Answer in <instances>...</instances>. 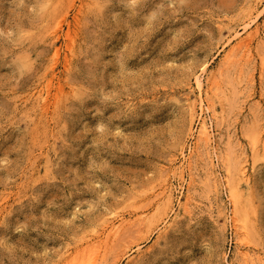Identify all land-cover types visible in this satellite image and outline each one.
Here are the masks:
<instances>
[{"label": "rangeland", "instance_id": "obj_1", "mask_svg": "<svg viewBox=\"0 0 264 264\" xmlns=\"http://www.w3.org/2000/svg\"><path fill=\"white\" fill-rule=\"evenodd\" d=\"M248 23L249 57L223 64ZM263 57L264 0H0V264H240L223 178L241 166L264 264ZM200 116L214 168L204 142L190 155Z\"/></svg>", "mask_w": 264, "mask_h": 264}, {"label": "bare ground", "instance_id": "obj_2", "mask_svg": "<svg viewBox=\"0 0 264 264\" xmlns=\"http://www.w3.org/2000/svg\"><path fill=\"white\" fill-rule=\"evenodd\" d=\"M253 3V2H252ZM252 3L250 5V7H252ZM256 4V2H255ZM59 21L56 24V27L54 28L53 32L54 34L57 33L58 27L59 25ZM250 24L248 23L247 25H245L244 27L240 28V32L239 31H234V33H232L230 35L231 40H235L236 43L234 45H232L230 47V49L228 50V52L225 54L224 58H223V64L225 62H228L230 64V58L232 59V55L234 53V51H238V50H242L243 49V55L242 56H246L249 57L250 55V48H249V44L248 42L250 40L249 37L252 34L248 33V29L250 28ZM230 32V31H229ZM241 34H245L244 37H241ZM255 35V34H254ZM69 47L71 45H68ZM54 54H58V49H55ZM243 57V58H244ZM238 59H240L239 57H237ZM234 59V58H233ZM243 60V59H240ZM234 61V60H233ZM232 61V62H233ZM245 61V59H244ZM231 62V63H232ZM237 62V61H236ZM68 60L66 59V65H68ZM264 67V57L262 59V64ZM218 76H216L215 74H212V77H209V79H207L206 83L203 81H196V88L198 89V104L199 107L201 109L202 114L205 113L206 111L211 112V118L212 119H217L220 118L222 116V113L217 112L216 110V106H215V99L213 98V89H218L219 87V82L216 80V78ZM220 81V80H219ZM50 84L51 82L48 81L43 88L39 91V95H38V102L40 103L41 108L44 109V111H47V109L49 108V94H50ZM207 86V89L203 90V85ZM205 88V87H204ZM212 91V92H211ZM204 93L205 98L202 97V94ZM211 93V95H209ZM209 102L208 104L210 105H206L205 102ZM205 104V106H204ZM212 122H208L207 118L204 116H200L199 117V122H198V130H197V140L196 143L193 147V149L190 151V155L192 157V155L194 153H196V150H198L199 144L200 142H204V146L208 149V153L209 156V162L212 165V168L215 167L214 165V158H218V153H217V148L213 145L214 142V134L212 131ZM261 143V142H260ZM264 145V142H263ZM200 148V147H199ZM189 155V157H190ZM187 157L184 161H188ZM185 163V162H183ZM182 163V164H183ZM189 163V162H188ZM181 164L180 169H178V171L181 172V170L184 169L185 171V165ZM190 164V163H189ZM189 164H187L186 166H190ZM247 164V163H246ZM188 170H191L190 167H188ZM214 169H210L206 175L207 179H214L215 181L218 180V175L215 174ZM181 174V173H180ZM223 181L225 183V186L227 187V191H228V201H230L233 210H232V215H231V221L233 223V227L235 228V232L237 234V241H236V256L238 259L241 260L240 264H251L254 262H262L261 258L259 257H255L253 256V254L251 253V244L248 240V234L249 231L251 229V223L250 220L247 216V214L243 212V209L245 207V205L243 204V193L246 189L249 188V181H248V177L246 175L245 172V167L241 166L239 167L235 173H233L231 175L230 171H226ZM187 187L188 190L191 187V183L190 181H188L187 183ZM163 196L166 197L170 202L172 201V197H173V187L171 186V184L167 183L164 190L162 191ZM191 198L192 196L189 195V193L185 194V202L182 203L180 205L181 208L183 209H187V206H189L191 204ZM240 213L237 215L236 212ZM125 224L123 223V220H121L120 225L118 226H110V228L108 229V232L105 233V237L104 240H101V243L104 241V245L106 246L107 244H109L111 242V240L113 238L116 237V235H118V233L121 231V229L123 228ZM97 247V246H95ZM102 247V246H101ZM73 260V259H72ZM90 260V259H89ZM71 264L73 263L72 261H70ZM70 264V263H69ZM81 264V263H78ZM83 264V263H82ZM88 264V262L86 263ZM91 264V263H90Z\"/></svg>", "mask_w": 264, "mask_h": 264}, {"label": "snow or ice", "instance_id": "obj_3", "mask_svg": "<svg viewBox=\"0 0 264 264\" xmlns=\"http://www.w3.org/2000/svg\"><path fill=\"white\" fill-rule=\"evenodd\" d=\"M133 4H135V0H132Z\"/></svg>", "mask_w": 264, "mask_h": 264}]
</instances>
